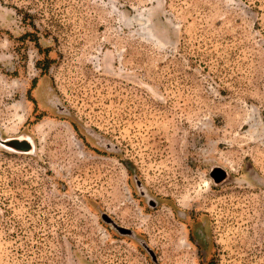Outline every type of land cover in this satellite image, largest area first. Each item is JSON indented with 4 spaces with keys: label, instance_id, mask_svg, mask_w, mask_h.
<instances>
[{
    "label": "rangeland",
    "instance_id": "obj_1",
    "mask_svg": "<svg viewBox=\"0 0 264 264\" xmlns=\"http://www.w3.org/2000/svg\"><path fill=\"white\" fill-rule=\"evenodd\" d=\"M0 264H264V0H0Z\"/></svg>",
    "mask_w": 264,
    "mask_h": 264
},
{
    "label": "water",
    "instance_id": "obj_2",
    "mask_svg": "<svg viewBox=\"0 0 264 264\" xmlns=\"http://www.w3.org/2000/svg\"><path fill=\"white\" fill-rule=\"evenodd\" d=\"M5 143H7L8 145H11V146H15V147H21L22 145H26L24 144V142L20 141L19 139H9V140H6Z\"/></svg>",
    "mask_w": 264,
    "mask_h": 264
},
{
    "label": "bare ground",
    "instance_id": "obj_3",
    "mask_svg": "<svg viewBox=\"0 0 264 264\" xmlns=\"http://www.w3.org/2000/svg\"><path fill=\"white\" fill-rule=\"evenodd\" d=\"M80 150V149H79Z\"/></svg>",
    "mask_w": 264,
    "mask_h": 264
}]
</instances>
